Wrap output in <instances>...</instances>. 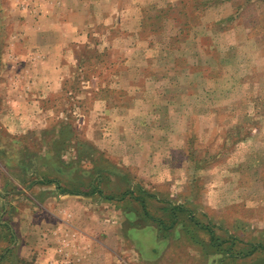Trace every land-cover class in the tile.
I'll return each mask as SVG.
<instances>
[{
	"label": "rangeland",
	"instance_id": "374dc122",
	"mask_svg": "<svg viewBox=\"0 0 264 264\" xmlns=\"http://www.w3.org/2000/svg\"><path fill=\"white\" fill-rule=\"evenodd\" d=\"M52 16L73 62L55 90L27 93L11 43ZM63 124L65 163L89 141L121 172H56ZM152 150L180 189L141 175ZM81 180L128 193L66 192ZM0 264H264V0H0Z\"/></svg>",
	"mask_w": 264,
	"mask_h": 264
},
{
	"label": "crops",
	"instance_id": "0c3cea01",
	"mask_svg": "<svg viewBox=\"0 0 264 264\" xmlns=\"http://www.w3.org/2000/svg\"><path fill=\"white\" fill-rule=\"evenodd\" d=\"M60 25L63 26V24L59 22L58 18L54 16H52L51 19H49L45 24L41 21L38 22L37 19H32L29 24V28H31V34L28 35L27 33L19 37L18 41L13 40L11 43L12 45H15L16 51V53L13 55V59L25 61V65L18 67L17 70L19 73V77H23L25 80L24 86H20V88L23 87L24 90H29L27 91V93L34 92L37 94L43 93L47 90H55V87H59L61 75L65 74L64 76H66V69H64V67L67 68V66H70V62H73V52L69 48V43L67 42L65 44V51L60 49V44H64V39L59 37L58 28ZM48 32L54 34L55 37H49L46 34ZM87 40V32L82 29L78 32V38H74L72 39V41L69 42H76L78 44H82L85 43ZM18 45H22L23 47L16 48ZM11 49L12 51L14 50L13 48ZM14 68L15 66L10 67L12 73ZM23 96H25L23 102H15L14 99L11 100L12 107L9 106V110L6 112L5 119L8 123L15 125V127L19 124V120L23 118V115H15V113L13 112L15 107L20 102V106L23 107L24 112H28L32 107L31 109L34 114L38 115L41 113L38 105L39 101H34L26 98V95L24 93ZM39 98L41 97L39 96ZM110 151L113 155H116V157L118 158H124L125 155H128V150H120L119 148H113ZM138 154L140 153H135V155ZM151 155H153V150L152 152H150V154L148 153L147 158H145L142 163L136 162V166H140L141 175L145 174V165L148 166V169L153 170L155 173L154 177L150 178L149 173V175L145 176L144 179L148 182H151V184H162L163 182H170L172 184V187L180 189L181 185H179L180 183L178 184V182L176 181L178 178H174L173 176L172 159L165 161L162 160L159 155L154 157H151ZM131 156H133L132 153ZM165 165L168 166L167 170L165 169ZM157 174L159 175L157 176ZM160 177L161 179H159ZM61 205H65L69 211L85 210V207L82 204L78 203L75 200H70L68 198L63 203H61ZM55 216H58L59 218L58 213H55Z\"/></svg>",
	"mask_w": 264,
	"mask_h": 264
},
{
	"label": "trees",
	"instance_id": "16d2710c",
	"mask_svg": "<svg viewBox=\"0 0 264 264\" xmlns=\"http://www.w3.org/2000/svg\"><path fill=\"white\" fill-rule=\"evenodd\" d=\"M73 129L68 125H62L59 129V131L55 134H53L51 140L49 141V151L47 152L45 159L49 162L53 163L52 166H55L57 164H60V166L56 167V172L63 174L65 167H75L76 170H80L83 161H88L89 163L93 164L92 168L97 169L96 173H101L100 175L102 177L107 178V174L110 173L111 170L116 171L117 173L120 171L118 163L114 162L110 158L107 157L105 152H102L98 150L92 143L89 141H78L76 145V160L70 161L68 163H65L62 160V154L64 151L60 152V146L61 150L64 149L65 143L72 141V139H75V136L72 135ZM44 136H47L49 133L48 131H45ZM65 163V165H64ZM121 168V167H120ZM95 172V171H93ZM121 172V171H120ZM119 172V173H120ZM83 173L85 175H90V173L83 169ZM89 173V174H88ZM47 182H53V181H47ZM59 189L62 187L61 185L57 186ZM63 191V190H62ZM66 192H69L70 194H95L98 193L100 195H104V189L102 187H98L96 185V182H86L84 180L76 181L73 183L71 187H69ZM128 191H125L122 196H114V197H120L123 198L126 196ZM108 199H113L114 197L106 196ZM14 235H11V238H13ZM6 250V249H5ZM4 250V251H5ZM4 256V255H3Z\"/></svg>",
	"mask_w": 264,
	"mask_h": 264
}]
</instances>
